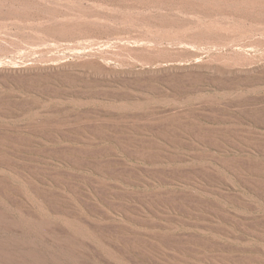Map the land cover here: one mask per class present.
Returning <instances> with one entry per match:
<instances>
[{
  "label": "rangeland",
  "instance_id": "374dc122",
  "mask_svg": "<svg viewBox=\"0 0 264 264\" xmlns=\"http://www.w3.org/2000/svg\"><path fill=\"white\" fill-rule=\"evenodd\" d=\"M37 1L0 15L17 60L0 50V67L43 69L0 72V211L22 230H0L8 248L264 264V7ZM76 22L88 32L46 40Z\"/></svg>",
  "mask_w": 264,
  "mask_h": 264
},
{
  "label": "bare ground",
  "instance_id": "6f19581e",
  "mask_svg": "<svg viewBox=\"0 0 264 264\" xmlns=\"http://www.w3.org/2000/svg\"><path fill=\"white\" fill-rule=\"evenodd\" d=\"M156 1L160 2V0H156ZM179 2L181 5L178 2L177 3L180 5V7H183L185 9L190 8V9H194V10H203V9H205L204 7L207 5L214 7V8H217V9H226V8H230V7H235V8L238 7V8H244V9L245 8H255L257 6L258 7H264V0H181ZM31 5H35V6L40 5V6L46 7L45 2L37 1V0H0V15L6 14L9 16L18 17V18H22V17H26V16H32V17L35 16L36 17L37 14H39V12L29 13V11L27 10L28 7H31ZM40 11L44 12L45 9L40 10ZM163 23H160V25H164ZM53 30L54 31L44 30L45 33L48 35L46 37V40H48L49 38H51V39L56 38L57 35L58 36H74V35L76 36L80 33L88 32L86 27L82 26L78 22H76V23H64L62 25H56L53 28ZM0 50L4 52L3 54H1L2 56L10 59L8 62H12V63L17 62L16 56H12L11 58H10V56H8L7 52L10 51L11 49L7 45L6 41L0 42ZM2 56H0V57L3 58ZM0 61L3 62V60H0ZM1 67H0V72L7 74V75L9 74V75H17V76H32V75H38V74L43 73L42 68H34V67H25V68H20V67L16 68L15 67L14 68L12 66L11 67L5 66L2 68ZM1 211H3V210H1ZM1 211H0V230L6 231L7 229L12 228L14 230L17 229V231H19L20 225L18 224V221L13 220L15 222L17 221V224L19 225V227H15V225H14L15 223L13 222L14 224H12V222L10 221V220H12L9 218L10 216L8 217L9 220L6 219L7 217L5 218L3 215V212H1ZM4 214H5V211H4ZM28 219H29V217H28ZM31 220H34V218H32ZM31 220H29V221L32 222ZM35 221L36 220H34V223H35ZM41 227L42 226H40V228ZM20 231H22V230H20ZM0 264H46V263H44V261L42 259L40 262H37V256L35 255V253L32 250L22 252L20 250L18 251L17 249L8 248V242L0 237Z\"/></svg>",
  "mask_w": 264,
  "mask_h": 264
}]
</instances>
